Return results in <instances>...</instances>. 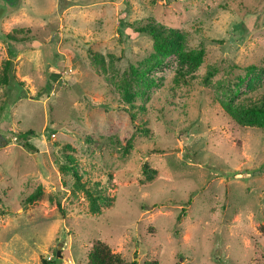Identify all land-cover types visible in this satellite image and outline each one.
<instances>
[{"label": "rangeland", "instance_id": "obj_1", "mask_svg": "<svg viewBox=\"0 0 264 264\" xmlns=\"http://www.w3.org/2000/svg\"><path fill=\"white\" fill-rule=\"evenodd\" d=\"M151 20L205 55L166 58L131 117L118 83L151 52L133 31ZM15 27L37 46L7 38ZM7 57L22 84L0 85V264H86L97 238L128 264H264V126L225 109L264 98V0H0ZM28 129L35 152L16 138ZM74 171L111 204L92 212ZM39 185L61 210L25 201Z\"/></svg>", "mask_w": 264, "mask_h": 264}, {"label": "trees", "instance_id": "obj_2", "mask_svg": "<svg viewBox=\"0 0 264 264\" xmlns=\"http://www.w3.org/2000/svg\"><path fill=\"white\" fill-rule=\"evenodd\" d=\"M133 31L137 34H147L152 39V50L148 56L144 57L136 63H130L128 68L123 72L118 87L121 89L122 96L125 97L126 105H128V111L131 117L136 116L141 106L137 102H133L130 98H133L135 92L142 98L148 94L149 88L157 84L158 80L156 75L152 74L153 71L160 68L165 62L166 58L176 54L179 58L180 64H187L190 67L199 65L204 58L205 49L204 47H199L197 49L184 47V33L173 27H168L165 24L156 21H148L141 25H136L133 27ZM6 37L15 42H24L31 46H37L36 41H34V36L30 33L29 28L25 27H15L6 33ZM13 59L7 57L2 60L1 74H0V85L12 86L16 84H22L15 75ZM255 68L254 65L249 66V69ZM186 71L182 69L181 66L178 67L176 75L174 77L175 85H188V79L186 77ZM213 74V70H209L204 81H207ZM53 82L52 79L47 80L45 87L50 89ZM41 97H44L41 95ZM1 109V107H0ZM226 112L233 118L237 119L239 122H247L251 125L264 126V98L252 101L245 106L234 107L230 105H225ZM243 111L244 116L248 117L246 121L238 118L236 112ZM138 129L147 130L149 128L144 127V121L140 122ZM34 131L28 129L22 134H17L16 138L18 142L25 149L31 152H35L36 146L29 141V135ZM8 138L2 137L0 134V145L6 144ZM63 167H70L66 163L62 164ZM146 163H143L141 169L142 172L147 170ZM153 172H156L153 170ZM73 186L74 189L83 190L89 199V207L92 212H99L102 205H110L111 198L101 191L99 187V182L95 181L92 184L90 181H83L80 174L77 171L73 172ZM45 197L50 201L51 204L56 205L61 210V204L59 199L53 193H45L44 187L39 185L33 191L28 193L25 197V201L32 203L36 200H42ZM52 261L44 259L46 264ZM136 261H131L130 264H134ZM86 264H128L125 258L117 252L111 249V246L101 238L94 239L88 252H87V262ZM146 264H159L157 259L147 260Z\"/></svg>", "mask_w": 264, "mask_h": 264}, {"label": "water", "instance_id": "obj_3", "mask_svg": "<svg viewBox=\"0 0 264 264\" xmlns=\"http://www.w3.org/2000/svg\"><path fill=\"white\" fill-rule=\"evenodd\" d=\"M57 255H58V256H60V253H59V251L57 252Z\"/></svg>", "mask_w": 264, "mask_h": 264}]
</instances>
